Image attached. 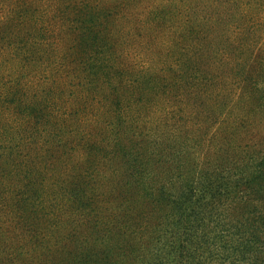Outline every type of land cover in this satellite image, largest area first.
I'll return each instance as SVG.
<instances>
[{
  "label": "rangeland",
  "instance_id": "374dc122",
  "mask_svg": "<svg viewBox=\"0 0 264 264\" xmlns=\"http://www.w3.org/2000/svg\"><path fill=\"white\" fill-rule=\"evenodd\" d=\"M136 1L0 0L1 122L4 126L14 124L22 131L29 126L28 114L24 111L26 106L34 105L38 110L47 106L48 111L56 113L58 117L53 123L58 122L65 126L64 129L67 128L62 142L66 144V151L75 165L88 163L90 151L94 153V146L100 147L99 162L93 167L94 170H89L91 182L87 188L99 194L98 201L102 205L116 209V218L124 224L121 228L123 236L129 237V242L141 253L147 249L153 251V247L159 246L155 236L160 234L161 225L156 217L169 206L167 200L178 193L183 181L195 182L205 176L211 180L219 177V183L227 186V190L223 189L219 199L212 204L214 212L219 215L200 216L197 227L198 231L204 230L205 240L198 243L196 256L191 263L218 264L217 261L222 258L220 242L218 239L216 244L211 245V240L221 233L224 241H228V251L231 252L225 264H247L250 256V264H264V260H261L264 257V174L257 181L250 177L240 181L243 174L250 175L249 169L255 168L257 161L264 159V85L260 83L255 86L264 77V72L261 73L264 67V35L257 50L258 62L251 70L249 81L240 82L226 115L210 132L207 141H203L201 146L190 147L189 154L161 153L162 150L155 149L165 142L162 136L170 135L167 133L170 129L162 127L163 116L156 103L161 105L164 101L170 109L175 108V91L170 93L171 86H168L167 96H161L157 90V94L152 95L150 106L146 104L143 107L136 101L130 103L129 109L125 104L130 101L132 80L136 79L138 87L144 88L143 92L147 94L143 96L144 99L151 95L149 85H142L143 78L137 76L138 68L159 76L163 58L171 45L170 40L178 39L176 26L179 16L173 18L172 27L169 23L159 28L144 25V18L150 11L163 9L164 0ZM102 12L113 13L107 31L100 29L106 17L101 15ZM135 18L142 25L135 23ZM144 30L147 32L143 33ZM99 43L103 44V48L98 55L97 93L93 96V88L90 87L93 77L88 58ZM160 77L164 78H161L164 82L159 81L158 87L172 84L171 80L166 79V74L160 73ZM224 81L228 84L229 78L225 77ZM221 86L223 84L217 85L216 92ZM136 93L133 91L134 97L138 96ZM102 98L107 99L112 110L116 108L114 102H119L126 111L123 118L129 128L126 127L128 129L123 132L131 130V137L122 136L123 132H120L118 138L121 137L120 140L126 145L134 144L135 151L143 150L160 174L161 181L149 175L138 184L125 171L122 161L118 162L112 156L103 159L113 153L114 140L112 135L103 140L112 128L109 125L111 116L105 113L107 105L101 108ZM14 108H18L19 113ZM42 114L48 113L42 110ZM194 117L177 122L178 126L183 125L177 142L187 147L193 137L191 127ZM141 137L149 139L148 152L147 144L142 142ZM71 146L73 150H70ZM62 150L58 149L57 155H63ZM73 174L79 176L81 173L74 171ZM51 175V171L47 172V177ZM237 180L239 182L235 188L233 183ZM143 183L146 188L144 192L139 187ZM162 188L164 191L160 195ZM136 195L139 201H136ZM156 198H160L157 209L153 208L154 203L151 202ZM2 218H6V213L0 214L1 221ZM81 219L85 220L72 209H64L57 218L51 219L52 226L45 220L50 230L44 227L40 231V238L52 237V256L63 259L65 264L70 258H66L67 254L74 249L72 241L88 238V227L85 229L82 226L84 221ZM4 228L9 230L7 236L12 238L17 232L12 224ZM155 228L158 229L155 231ZM59 233H63L64 240L58 239L57 242L54 235L58 236ZM23 236L19 239L20 243ZM5 239L0 243L3 245L0 248L9 246L10 240ZM236 244H239V248L231 251L230 247ZM82 250L85 249L79 252ZM150 255L153 256L151 252ZM135 262L131 260L129 264ZM142 264L146 262L142 261ZM155 264L169 263L160 255Z\"/></svg>",
  "mask_w": 264,
  "mask_h": 264
},
{
  "label": "trees",
  "instance_id": "16d2710c",
  "mask_svg": "<svg viewBox=\"0 0 264 264\" xmlns=\"http://www.w3.org/2000/svg\"><path fill=\"white\" fill-rule=\"evenodd\" d=\"M163 5V9L150 11L148 19L144 18L146 20L143 24L159 28L169 23L172 27L173 18L179 16L176 26L178 39L170 40L171 45L159 69L160 73L166 74V79L171 80L172 84L165 83L166 87H158L159 81L164 82L160 73L159 76L155 73L148 74L142 71V68H138L137 76L143 78L142 85H149L151 95L144 99L143 96L147 95L143 92L144 88L138 87L136 79L132 80L130 101H126L125 106L130 109V103L136 101L143 107L146 104L150 106L152 95H156L157 90L161 96H167L168 86H171L170 93L173 94L175 91L176 94L174 96L177 100L176 107L170 109L164 101L161 105L156 103L160 106L159 111L163 116L162 127H168L170 130H167V133L170 135L162 136L165 142L155 150H162L161 153L166 152L170 155L189 154L188 149L196 145L201 146L203 141H207L214 127L223 120L240 82L250 79L251 70L258 62L257 50L264 35V0H164ZM101 15L106 17L100 29L107 31L113 13L102 12ZM136 22L142 25L137 18ZM102 48L103 44L99 43L88 58L93 77L90 84L93 96L97 93L96 73L99 70L98 55ZM263 72L264 67L261 68V73ZM225 77L229 78L228 84L224 81ZM219 83L223 86L218 87L216 92ZM260 83L264 85V77L255 83V86ZM133 91L137 92L138 96L134 97ZM225 98L227 99L223 100ZM106 100L103 99L100 103L101 108L107 105L105 113L111 116L109 125L112 130L105 134L103 140L112 135L114 142L113 153L103 159L107 160L112 156L116 161H122L125 171L130 173V177L135 178L138 184L143 177L149 175L161 181L160 174L151 164L150 158L146 157V153L143 150H133L134 144L126 145L120 140L121 137L118 138L120 132L129 128L123 118L126 111L119 102H114L116 108L112 110ZM14 109L19 113L18 108ZM42 110L48 114H42ZM24 111L28 114L29 126L22 131L14 124L4 126L0 119V214L6 213V218L0 220V243L5 242V237L7 241L10 240L9 246L0 248V264L34 262L65 264L63 259L58 260L52 256L50 246L52 237L46 239L39 237L42 228L49 229L45 220L52 226L51 219L57 218L58 213L64 209H72L79 218L85 219H81L84 221L82 226L85 229L88 227L86 240L84 237L82 240L72 241L74 249L67 254L66 258L70 256L67 264H129L131 260H136L135 264H142V261L146 264H155L160 255L169 264H192L198 243L205 240L204 230L198 231L197 227V223L201 221L200 216L218 217L219 214L214 212L212 204L219 199L223 189L227 190V186L219 183V177L211 180L209 176H205L195 182L183 181L179 185L178 193L167 200L169 206L156 217L161 225L160 234L155 236L159 246L153 247L155 249L153 251L147 249L141 253L129 242V237L123 236L121 228L124 224L122 220L116 218V209L113 206L102 205L98 201L99 194L94 189L91 191L87 188L91 182L89 170L90 168L94 170L93 167L99 162L100 147L94 146V153L90 151L88 163L75 165L66 151V144L62 142V137L67 134V128L64 129L65 126L58 122L53 123L58 119L56 113L51 114L47 106L38 110L34 105L26 106ZM192 116H195L191 127L193 137L190 146L187 147L177 142L180 138V129L183 128V125L178 126L177 122H184ZM30 121L33 123L30 124ZM130 134L131 130H128L123 132L122 136L126 135L129 138ZM146 138L141 137V140L147 144L149 139ZM58 149H63L64 154L57 155ZM70 150H73L72 146ZM149 150L147 144L146 151ZM107 154L106 152L105 155ZM50 171L52 175L47 177V172ZM74 171L81 174L76 176L73 174ZM249 172L250 175L243 174L240 181L245 177H250L253 181L261 178L264 174V159L257 161L255 168L249 169ZM238 182L239 180L233 183L235 188ZM139 187L143 192L146 190L145 183ZM163 191V188L160 189L159 194L162 195ZM135 199L139 201V196L136 195ZM159 199L151 200L154 203L153 208H158ZM8 224H12L17 231L13 238L6 234L9 230L4 226ZM157 229L155 228V231ZM22 234L23 241L20 243ZM62 234L54 235L57 242L58 239L64 240ZM218 239L222 258L217 262L225 264L231 254L228 251V241H224L223 234L219 233L218 236H213L211 245L216 244ZM1 246L3 245L0 244ZM230 248L231 251H235L239 244ZM80 249L85 250L79 252ZM243 254L244 252L242 259ZM250 258L251 256L247 258V264H250ZM261 260H264V257Z\"/></svg>",
  "mask_w": 264,
  "mask_h": 264
}]
</instances>
